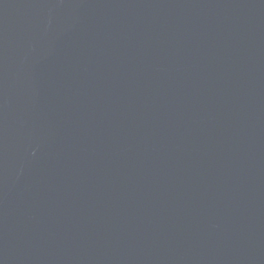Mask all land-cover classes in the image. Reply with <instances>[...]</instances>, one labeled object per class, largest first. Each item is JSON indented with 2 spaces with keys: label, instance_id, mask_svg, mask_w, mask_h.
I'll list each match as a JSON object with an SVG mask.
<instances>
[{
  "label": "water",
  "instance_id": "1",
  "mask_svg": "<svg viewBox=\"0 0 264 264\" xmlns=\"http://www.w3.org/2000/svg\"><path fill=\"white\" fill-rule=\"evenodd\" d=\"M0 264H264V0H0Z\"/></svg>",
  "mask_w": 264,
  "mask_h": 264
}]
</instances>
